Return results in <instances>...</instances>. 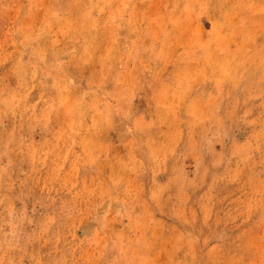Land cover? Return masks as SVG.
Masks as SVG:
<instances>
[{"label": "rangeland", "instance_id": "374dc122", "mask_svg": "<svg viewBox=\"0 0 264 264\" xmlns=\"http://www.w3.org/2000/svg\"><path fill=\"white\" fill-rule=\"evenodd\" d=\"M0 264H264V0H0Z\"/></svg>", "mask_w": 264, "mask_h": 264}]
</instances>
